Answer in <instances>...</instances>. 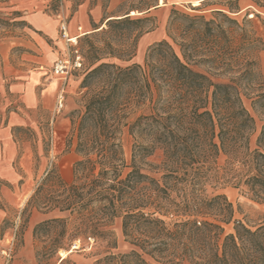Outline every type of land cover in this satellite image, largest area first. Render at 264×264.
<instances>
[{"label": "rangeland", "instance_id": "obj_1", "mask_svg": "<svg viewBox=\"0 0 264 264\" xmlns=\"http://www.w3.org/2000/svg\"><path fill=\"white\" fill-rule=\"evenodd\" d=\"M160 1L146 5V0H0V264H98L107 256L129 255L132 251L141 254L147 264H170L167 261L175 257L191 259L214 250L216 241L203 242L189 227L177 229L171 224L173 235H159L154 243L161 250L152 258L125 236L121 217L105 218L107 226L101 227L103 233L98 238L89 234L79 236L77 228L83 215L54 208L55 201L64 199L73 185L80 186L90 179L92 170L86 163L87 154L95 158L101 145L103 153L125 165L123 178L133 170V165L157 179L164 175L160 170L164 152L158 149L154 155L146 156L140 145H147L148 141L141 136L139 127L132 131L137 119L150 113L149 102L144 105L141 96L148 71L146 58L149 49L162 41H168L183 57L180 44L186 37L191 43L193 57L188 62L193 70L215 83L238 87L244 106L256 121L251 147L257 148L264 126V0H163L166 7L159 9L156 5ZM78 2L90 9L101 7L102 18L98 23L92 22L93 28L102 26L109 17L119 18L128 13L134 18L147 16L148 26H154L135 40L136 54L130 61L104 56L95 65L92 62L96 47L104 50L111 36L98 35L102 28L75 41L70 35L71 41H78L84 66L68 79L63 107L59 109L62 88L53 89L58 81L53 67L71 47L63 38L61 24L64 20L69 24L73 21L80 8L76 9ZM136 8L142 9L136 10L138 15H132ZM148 8L151 9L141 13ZM36 12L52 21V27L44 29L30 22L28 16ZM183 15L205 20L192 22ZM203 21L210 23L205 26ZM84 30L76 29V34ZM150 34H155V39L145 44L138 57L142 42ZM133 40L122 38L118 44L127 50ZM100 63L115 64L121 69L141 67L127 79L119 109L107 111L108 126L103 130L95 127L87 115V106L103 90L104 83L95 78L89 81V88H82L86 75ZM219 164H223V158ZM200 192L206 196L222 193L232 202L235 216L231 223L223 224L224 236L235 233L239 222L252 230L264 225V200L245 194L235 185L215 188L206 184ZM92 209L96 206L85 212L91 220L97 214L96 210L91 213ZM197 220L221 225L214 217ZM114 241L116 244L110 247ZM62 251L70 252L65 259ZM110 263L143 264L133 255L107 262ZM180 264L191 263L188 260Z\"/></svg>", "mask_w": 264, "mask_h": 264}, {"label": "trees", "instance_id": "obj_2", "mask_svg": "<svg viewBox=\"0 0 264 264\" xmlns=\"http://www.w3.org/2000/svg\"><path fill=\"white\" fill-rule=\"evenodd\" d=\"M154 1L146 0V5ZM80 4H76V9ZM15 14L21 15L20 12ZM183 16L192 22L205 20L204 17ZM149 21L147 16L134 18L130 13L107 18L104 23L107 28L104 29L103 24L96 30L102 28L98 35L111 36V39L104 50L96 47L92 65L104 56L130 61L136 54L135 40L154 26L152 23L149 27ZM203 22L205 26L210 23ZM122 38L128 42L134 38L126 51L118 44ZM189 42L185 37L180 44L183 57L168 41L149 49L148 74L145 71L141 96L144 105L149 102L150 113L140 116L132 126V131L139 127L141 136L148 141L147 145H140L146 156L154 155L158 149L164 152L161 179L143 173L136 165L123 178L125 165L117 164L103 153L101 145L95 158L87 154L86 163L92 170L90 179L80 186L73 185L64 199L55 201L54 208L83 215L82 224L77 228L79 236L89 234L98 238L103 233L101 227L107 226L105 218L121 217L125 236L152 258L161 250L159 244L154 243L159 235L166 238L173 235L171 224L177 229L189 227L203 242L216 241L210 254L191 259L175 257L167 261L170 264L188 260L191 264H264V225L252 230L239 222L235 233L224 236L223 224L231 223L235 216L232 202L222 193L206 196L200 192L206 184L215 188L232 184L245 194L264 200V126L257 148L252 149L251 136L256 121L244 106L241 92L232 83H215L207 75L193 70L188 62L193 57ZM139 70L141 67L137 65L121 69L115 64L100 63L86 75L82 88H89V81L95 78L104 83L103 90L95 94L87 106V115L98 130L107 128V111L119 109L118 101L127 79ZM221 158L222 165L219 164ZM95 206L91 213L96 210L95 214L103 217L97 218L96 214L91 220L85 212ZM198 217L217 218L221 225L198 221ZM2 231L0 226V235ZM115 244L112 242L110 247ZM130 255L147 264L137 251L129 255H110L100 259L98 264Z\"/></svg>", "mask_w": 264, "mask_h": 264}, {"label": "crops", "instance_id": "obj_3", "mask_svg": "<svg viewBox=\"0 0 264 264\" xmlns=\"http://www.w3.org/2000/svg\"><path fill=\"white\" fill-rule=\"evenodd\" d=\"M159 7V9L164 8ZM91 15V16H90ZM61 17V15L59 16ZM29 21L32 22L35 26L40 27V28H50L52 27V21L46 19L45 15H43L42 12H36L32 13L28 16ZM102 18V11L100 6H94L92 9H90L89 5L83 4L80 6V8L77 10L73 21L69 24L66 20L64 22L67 23V29L69 36L71 37H77V39L81 38L82 36H85L86 34H89L91 32H95L96 28L92 27V22L93 23H98L100 22ZM62 22V21H61ZM104 26V25H103ZM105 27V26H104ZM81 28V30H79ZM76 29L79 31H82L85 29L83 32H80L79 34H76ZM83 34V35H82ZM156 35L155 34H150L147 39H145L142 43L141 50L139 49L138 57L140 56V53L144 51L145 44L147 42H152L153 38L155 39ZM69 50V49H68ZM68 54V51L66 55ZM65 55V56H66ZM58 81L53 85V89H61L63 85V81L61 78L57 77Z\"/></svg>", "mask_w": 264, "mask_h": 264}, {"label": "built area", "instance_id": "obj_4", "mask_svg": "<svg viewBox=\"0 0 264 264\" xmlns=\"http://www.w3.org/2000/svg\"><path fill=\"white\" fill-rule=\"evenodd\" d=\"M81 30V28H79ZM61 32L63 38L66 39L68 43H70L71 47L68 50V54L60 59H58L53 67L54 74L61 78L63 81V87L58 97L59 109L63 107L64 101V93H65V85L68 79L73 75L74 72L82 70L84 66L83 62V54L78 47V41H71V37L69 36L67 23L62 22L61 24Z\"/></svg>", "mask_w": 264, "mask_h": 264}, {"label": "bare ground", "instance_id": "obj_5", "mask_svg": "<svg viewBox=\"0 0 264 264\" xmlns=\"http://www.w3.org/2000/svg\"><path fill=\"white\" fill-rule=\"evenodd\" d=\"M194 4H195V3H194ZM198 4H199V3L196 2V6H197ZM163 6H166V4H165V2H164L163 0H161V1H160V4L158 5V7H163ZM131 14H132V15H137L138 13L133 11ZM104 26H105V25H104ZM104 26H103V27H104ZM76 39H77V37H74L72 40L75 41ZM75 248H77V246H76ZM75 248H74V249H75ZM70 252H73V250L70 251ZM70 252L67 253V252H65V251H62V252H61V256H62V258L65 259V258L68 256V254H69Z\"/></svg>", "mask_w": 264, "mask_h": 264}]
</instances>
